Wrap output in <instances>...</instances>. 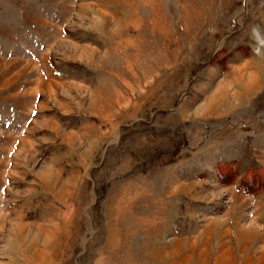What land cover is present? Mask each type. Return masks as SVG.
<instances>
[{"label": "rangeland", "instance_id": "1", "mask_svg": "<svg viewBox=\"0 0 264 264\" xmlns=\"http://www.w3.org/2000/svg\"><path fill=\"white\" fill-rule=\"evenodd\" d=\"M0 264H264V0H0Z\"/></svg>", "mask_w": 264, "mask_h": 264}, {"label": "bare ground", "instance_id": "2", "mask_svg": "<svg viewBox=\"0 0 264 264\" xmlns=\"http://www.w3.org/2000/svg\"><path fill=\"white\" fill-rule=\"evenodd\" d=\"M257 81L256 75H251L248 80H246L247 83H250L251 86H255V82Z\"/></svg>", "mask_w": 264, "mask_h": 264}]
</instances>
